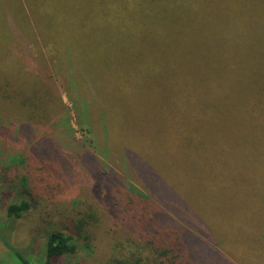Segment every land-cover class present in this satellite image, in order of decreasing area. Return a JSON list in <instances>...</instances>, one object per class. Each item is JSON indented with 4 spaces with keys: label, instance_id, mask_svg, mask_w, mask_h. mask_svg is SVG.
I'll list each match as a JSON object with an SVG mask.
<instances>
[{
    "label": "rangeland",
    "instance_id": "1",
    "mask_svg": "<svg viewBox=\"0 0 264 264\" xmlns=\"http://www.w3.org/2000/svg\"><path fill=\"white\" fill-rule=\"evenodd\" d=\"M90 1L101 4L102 0H86V4ZM168 1L146 13L147 21L159 26L156 46L162 57L153 56L154 45L147 43L143 52L148 56L140 57L138 66L147 79L148 60L168 70H164V84L157 80L158 86H164L159 90L137 86L144 80L136 72L137 77L128 80L120 70L122 77L110 70L106 59L114 65L127 60L118 54L120 46L112 45L115 53L98 54L88 35L81 41L74 33L75 19L73 23L51 19L46 13L52 9L68 14V0H0V34L7 39L5 49L0 45V91L3 86L4 92L15 93V99L38 104L43 86H51L48 92L50 96L55 93L51 97L56 102L54 111L48 113L44 104L43 116L30 117L27 136H49L37 147L18 135L24 121L19 113L8 114V109L0 113V169L7 154H21L24 160L3 171L4 181L0 180V264H23L18 256L30 264H42L46 239L55 230L71 235L72 250L54 258L53 264L148 261L145 255L153 256L154 243L166 238L176 244L163 246V258L173 254L178 264H186L184 252L193 264H204L213 253L222 255L220 248L213 250L214 239L223 241L220 244L241 264H264L260 232L264 228V40L248 43L244 67L239 65L233 74L237 79V83L232 80L234 86H243L239 94L229 90L225 98L196 97L202 114L188 119L187 87L169 86L167 77L170 80L171 61H177L180 70L187 62L185 40L170 38L169 31L184 26L188 19ZM249 10L251 18L261 20L264 30V0L250 3ZM127 15L139 17L137 11ZM99 43L104 46L101 39ZM123 51L131 50L124 47ZM250 60L258 64L246 68ZM28 86L35 92L29 93ZM69 86H121L119 95L130 98L128 103L138 102L136 92L145 90L149 104L161 109L147 117L148 127L135 119L149 113L142 116L135 109L128 127V119H124L127 109L112 105L117 124L107 131L109 121H102L98 129L88 124L97 117V110L89 106L91 113L83 111L81 100L68 93ZM7 104V96H0V105ZM190 128L197 142L189 139ZM101 129L107 131L102 142L106 152L94 143L95 135H102ZM124 131L139 139L128 140L126 151L137 166L135 176L152 197L156 195L158 204L141 194L140 184L130 179L120 157L123 146L109 143V133L120 140ZM62 135L68 147L61 146ZM90 156L97 158L92 166L84 161L89 162ZM23 178L22 197L28 207L18 217L9 216L7 204L17 203ZM152 205L166 214L167 223L171 217L177 221V233L152 218Z\"/></svg>",
    "mask_w": 264,
    "mask_h": 264
},
{
    "label": "trees",
    "instance_id": "2",
    "mask_svg": "<svg viewBox=\"0 0 264 264\" xmlns=\"http://www.w3.org/2000/svg\"><path fill=\"white\" fill-rule=\"evenodd\" d=\"M182 1L185 4L179 6V3ZM257 1L258 0L168 1L172 9L176 8L182 10L188 19L184 26L174 30L171 29L169 31L170 38L174 37L182 42L185 40L184 51L187 62H185L183 70H180L178 62L171 61L170 80L169 76H167L169 86L187 87L184 103L186 105L185 113L188 119H195L197 116L202 114L200 102H198L196 97L204 99L206 97L219 96L221 98H225L230 94L229 90H233L236 94H239L242 90L243 86H234L232 80L235 79L237 83V79L233 74H237L239 65L244 67V53L248 43L251 40L258 42L264 40V30L261 20L258 17L254 19L250 16L252 12L249 10V4ZM161 3H163V0H102L101 4L97 1H90V3L87 2L86 4V0H68L67 4L70 7V10L68 8V14H65L64 11L61 10L54 11L52 9H48L46 13L50 15L51 19L54 17H56V20L57 17L65 20L70 19L72 23L75 19L76 24L74 33L80 38V40L84 36L88 35L89 41L92 42L93 50L98 54L109 55L115 53L117 51L113 50L112 45L120 46L122 49L119 50L118 54L122 57L125 56L127 60L126 62L120 61L118 64L114 65L109 61V59H106L105 63H107L110 67V70L118 72L121 76L118 71L120 70L123 73L122 76L126 77L128 80L137 77V74H135L136 72L138 73V76L144 80H139L137 86H155L156 89L163 90L164 86H158L157 80L160 79L162 84H164V72L168 70L163 69V67L159 68L161 65H157L155 60H151L150 62L148 60V79L145 78L146 75L144 76V74L138 72V66L140 65L139 58L145 54L148 56L147 53L143 52L146 51L144 48L147 43L154 45V47L151 48V50L155 52L153 56L156 55V58L158 59L162 57L160 49L156 46V41H158L156 37L161 35L159 26L158 24L153 23L154 21H147L146 17L148 9L161 6ZM105 6H107V10L104 9ZM130 11H137L139 13L138 19H133L127 15V12ZM43 12L40 11V14H43ZM23 18L25 19V17ZM100 39L102 40L104 46L100 45ZM6 40V36L0 34V45L3 46L4 49L6 48ZM182 42L178 43V49L180 48ZM124 47L131 51H123ZM257 49L258 46L256 50ZM23 56L24 55H22V57ZM15 57L20 58L17 54ZM238 57L240 59L236 61ZM196 59L199 61H193ZM256 64H258L256 60H250L246 68H250ZM229 81L230 83L228 84ZM149 83L150 85H148ZM28 87L30 88L27 89L29 93L35 92L33 86ZM47 87L48 88L43 86V90L41 92L42 100L39 101L40 103L38 104L25 102L22 99H15L17 98L15 93L4 92L3 86L0 91V93H2L0 96L6 95L8 100L6 107H2L0 105V113L8 109L6 110L8 114H11L12 112L20 114L21 119L24 121L20 122L21 126L18 128V135L24 137L31 147H37L41 144V142L49 137L43 136V133L36 138L33 135L27 136L29 128H31L29 125L32 124L30 123V117L34 115L43 116L44 104L45 110L48 113L49 109H53L54 111L56 107V102H53L54 96L51 97L55 93L50 96L49 93L52 88H50L51 86ZM192 87L195 89L193 90ZM48 89L50 92H48ZM119 90H121V86H69L68 93L71 96H76L78 100H81L83 105L82 110L86 113L90 112L89 106L97 110V117H95L93 121L89 120L88 122L91 127L96 125L98 129H100L102 121H109L111 123L110 126L108 122L107 131H109L111 127H114L116 120L118 119L116 115L117 113L112 105L117 107L119 104L127 109V116L124 119H128V127L132 125L130 115L135 109H139V115L142 116H144L143 114L149 113L143 118L135 119L140 126L142 125L144 127H148L149 121L147 120V117L152 112H157L161 109V107L156 110L154 104H149L148 100L150 97L147 96V92L145 90H138V92H136V98L139 100L136 103H128L130 98L126 100L125 98L120 97ZM91 115L93 114H90L89 117H91ZM191 130L192 129L190 128L189 131L191 132ZM107 131L101 129L102 135L98 133L94 137V143L99 144L100 149L103 152H106V150L102 149V142L107 138ZM121 135L122 138L120 140H116V138L109 133V143H120L123 146L124 153L120 157L124 160L130 179H134L140 184L141 188H139L138 191L141 194H146L153 198L154 205L158 204L156 195L152 194L154 196L152 197L150 194L151 191H148L142 185L139 178L135 176L137 166L136 164H132L130 162L131 153L126 151V145L129 143L128 140L133 141L137 138V141H139L138 137L128 131H124ZM65 137V135L60 137V140L62 141L61 146L68 147L65 142ZM189 139L193 143L197 142L193 132L189 134ZM38 140H40V143H38ZM133 148L135 147L131 146V149ZM5 156L1 159L0 180H3V171L15 167V165L17 166L20 162L24 161L21 154L16 155L12 153L11 155L7 154ZM94 159H97L96 156H90L89 162L87 160L84 161L92 166L94 164ZM22 181L23 184L19 187L20 195L16 198L17 203L12 202L7 204L6 213L9 216L18 217L22 211L28 207V201L22 197V195L25 194L24 187L26 179L23 178ZM151 214L152 218L157 222L165 227H168L170 231L175 230L177 233L175 228L177 221L173 217H171L170 222L167 223L166 214L154 209L153 205L152 211L150 210V215ZM154 214H157L158 217ZM175 232L170 233L176 236ZM260 232H262L261 240L264 242V228L261 229ZM171 234L169 237H171ZM165 240L169 239L166 238ZM165 240H163L164 242L159 241L154 243L152 246V249L154 250L153 256L149 257L148 255H145V259L148 261L140 262L135 260L134 263L131 261H127L125 263L178 264L176 261L174 262L175 255L173 254H166V258H163V246L168 244L174 246V244H176V242H168ZM70 242H72L71 235H66L65 232L60 230L50 232L46 239V259L42 264H53L54 258L63 256L70 252L72 250ZM220 242L223 241L213 240V250L220 248L222 255L219 253H213L211 257L206 259L204 264H241V261L237 260L230 251L220 244ZM262 255L264 256V252ZM18 258L23 264H30L21 256H18ZM183 258L187 264L188 257L185 252L183 254ZM167 260L171 262H168ZM189 262L193 264V260Z\"/></svg>",
    "mask_w": 264,
    "mask_h": 264
}]
</instances>
